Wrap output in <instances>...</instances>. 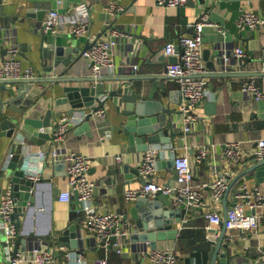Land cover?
<instances>
[{
	"label": "crops",
	"instance_id": "1",
	"mask_svg": "<svg viewBox=\"0 0 264 264\" xmlns=\"http://www.w3.org/2000/svg\"><path fill=\"white\" fill-rule=\"evenodd\" d=\"M78 1L81 0H0V61L10 55L9 47L17 46L22 63L32 65L39 78L60 75L61 68L47 69L43 48L62 45L83 49L88 38L85 35H73L69 25L57 33H44L41 26L49 9L59 8L70 12ZM85 1L90 9L91 33L107 38L109 30L106 21L110 19L125 33L118 38L112 50L115 72L111 76L135 77L131 80H106V88L123 91L142 88L148 94L161 98L164 105L178 110L175 122L177 128L183 132L175 141L149 146L162 148L155 178L159 182L176 184L175 167L169 166V161L176 154H187L192 160L194 181L206 183L202 190L206 205L187 206L175 194L168 195L173 200L172 207L179 209L172 224L176 232L173 236L158 238L157 247L173 250L176 253L174 264H208L213 241H217L225 231L223 240L228 245L222 246L225 255L220 251L216 264H225L222 263V258L225 257L230 258V262L226 264H252L264 250V202L258 210L261 214L259 224L244 232L238 228L228 230L223 222L209 228L205 212L216 209L225 216L227 208L236 200L235 193L244 183L251 187L259 185L264 188V180L257 182L256 169H248L219 200L212 199L210 186L216 170L225 172L230 182L247 170L253 164L257 140L264 137V70L261 68L264 60V24L248 26L238 22L243 11L264 12V0H187L178 6L160 4L156 0H116L125 8L115 16H111L108 11L111 0ZM207 11L212 23L204 27L202 51L207 67L204 76L210 95L193 106L198 118L191 129L185 132L182 129L181 106L186 99L181 94L179 82L172 77L155 79L148 76L165 72L167 64L176 57V54H166V43H177L181 34H194L195 21ZM221 25L226 28L225 33L220 32ZM238 44L246 51L242 57L233 54V49ZM176 46L179 50V45ZM224 50H227L228 59L222 57ZM70 53H65L64 57H68ZM50 63L51 59L48 61ZM133 64H137L136 70L133 69ZM62 66L65 64L62 63ZM72 69L77 75L88 74L83 59ZM249 81L255 82L262 89L261 98H256L251 91L242 87L243 82ZM63 84L66 83L35 84L33 90L36 91L31 92L36 94L32 104L35 109L32 116L43 117L48 109H52L51 125H54L62 113H68L69 102L58 101L62 95ZM160 84L164 86L161 87ZM12 87L9 84L8 88L13 89ZM35 88L44 92L37 93ZM3 96H7V90L0 83V98ZM98 96H104L106 116H93L90 128H80L77 125L70 128L63 145L69 150L90 156L89 176L96 183L93 192L95 207L100 211L122 212L125 217L128 214L129 218L133 200L125 198V190L142 185L143 177L135 168H139L146 150H132L127 135L118 128L124 118L121 114L124 103L108 95V92L98 93ZM21 102L16 106L22 105ZM8 111L10 114L14 113L13 110ZM11 131L10 126L2 125L0 117L1 162L7 160L12 147L14 154L23 153L27 158L29 152L48 148L53 144L52 140L38 144L24 134L11 135ZM230 141L241 143L246 153L242 162H233L225 156V146ZM203 145L208 148L207 158L197 161L196 154ZM118 155L121 159L116 158ZM15 162L19 163L17 160ZM58 163L60 164L44 163L43 174L32 190L36 202L32 203L29 212L20 216L26 242L20 244L19 251L26 252L38 245L50 246L56 254L53 264H70L71 257L68 253L71 251H82L88 264H93L94 259L100 256H106L110 264H121L125 261L151 264L149 252L152 247L147 246L148 242L131 239V232L139 230L136 225H132L133 230L128 228L120 236L121 251L112 246H104L88 230L78 198L74 195L70 200H62L59 197L69 187V176L65 165L60 161ZM12 182L10 178H0V200L11 190ZM182 208H185L184 212ZM179 216L181 218L178 220ZM1 222L0 216V229L3 230ZM73 223L77 224L80 232L77 246L59 242L58 235ZM31 230L33 235L29 234ZM9 247L12 250L14 244L11 243ZM0 264L11 263L1 260ZM20 264L36 263L23 261Z\"/></svg>",
	"mask_w": 264,
	"mask_h": 264
},
{
	"label": "built area",
	"instance_id": "2",
	"mask_svg": "<svg viewBox=\"0 0 264 264\" xmlns=\"http://www.w3.org/2000/svg\"><path fill=\"white\" fill-rule=\"evenodd\" d=\"M157 3L178 6L187 2V0H156ZM124 5L116 0H111L108 4V11L111 16H115L122 10ZM90 9L85 0L74 4L72 11L65 12L59 8H51L47 11L43 22L42 30L44 33H57L67 25L71 27V32L75 36L85 35L91 42L82 53L81 59L86 62L88 74L95 77H102L114 74L115 62L113 60V47L118 38L125 33L114 25L113 20L106 21V27L109 30L107 38H100L90 32ZM239 24L248 26H260L264 24V12L254 10L243 11L239 15ZM209 12L202 13L195 21L194 34H181L177 38V43L170 41L165 45V52L168 55L176 54L177 60L169 62L166 66V73L179 82L180 91L186 99L181 106L182 111V129L187 132L192 124L197 120L198 115L193 106L202 102L210 95L207 87V79L204 74L207 71L206 63L203 57L202 42L203 30L207 24H211ZM221 33H225L226 28L219 26ZM179 45V50L176 45ZM10 55L0 61V79L17 78H35L39 77L38 72L32 65H24L19 57V48L17 46L9 47ZM233 54L242 57L246 54L244 47L238 44L233 49ZM222 57L228 59L227 50H224ZM80 59V60H81ZM79 60V61H80ZM137 64H133V69H137ZM262 70H264V60H262ZM242 87L251 91L256 98L263 95L262 89L255 82H243ZM107 95V94H105ZM104 95V96H105ZM104 96L100 98L103 99ZM93 116L105 117V107L79 109L74 113H62L54 125H49V132L53 142L48 148H38L36 151L28 153L23 169L25 175L37 182L43 174V165L53 164L58 161L64 162L66 172L69 176V187L63 190L59 197L62 200H70L76 195L80 202L81 209L85 215V223L88 230L94 233L106 246H112L121 251L120 236L128 231L129 222L122 212L98 210L93 203V192L95 181L90 178L91 168L90 156L67 149L63 143L67 132L73 126L80 124L88 112ZM44 130V127H41ZM19 134L18 136H20ZM22 136V135H21ZM24 142V141H23ZM14 147L10 150L7 162L14 155ZM162 148L160 146H151L145 151L144 157L139 164V172L146 179V182L137 187L127 188L125 198L135 200L136 198L150 194L155 196L159 193L167 195L175 194L187 206L197 204L206 205L204 199L203 187L206 183H197L194 181V170L192 160L187 154H176L174 156V167L177 171V183L169 184L159 182L155 176L158 168V160ZM254 153L258 158L264 157V137L257 140ZM208 148L203 145L196 154V160L201 161L207 158ZM225 156L233 162H242L246 153L239 141H230L225 146ZM117 159H121L118 155ZM230 185L228 175L216 170V176L210 183L212 188V199L219 200L225 194ZM236 200L233 205L226 210V228L231 230L238 228L242 232L255 228L259 224L260 212L264 202V188L262 186H249L244 183L235 193ZM16 210V200L11 194V190L0 200V216L2 217V227L5 231L8 258L11 264H20L23 261H29L36 264H53L55 261V252L50 246L38 245L32 249L22 252L18 251L15 256H11L10 244L14 242L18 234L14 212ZM208 218V227L212 228L224 220V216L216 209H208L205 212ZM71 257L70 264H88L82 251H71L68 253ZM151 264H174L176 253L171 249L156 247L149 252ZM93 264H110L106 256H100L94 259ZM121 264H135L131 261H125ZM252 264H264V250Z\"/></svg>",
	"mask_w": 264,
	"mask_h": 264
},
{
	"label": "water",
	"instance_id": "3",
	"mask_svg": "<svg viewBox=\"0 0 264 264\" xmlns=\"http://www.w3.org/2000/svg\"><path fill=\"white\" fill-rule=\"evenodd\" d=\"M90 44L91 42L88 41L83 49L78 47L73 48L72 46L64 47L62 45L55 47L45 46L43 48L47 69L56 70L61 68L60 75L30 79H0V83L4 90H7V96L0 98V117H2V125L12 128L11 135L24 134L31 141L38 144L51 140L49 125H51L52 109H48L43 117L32 116L35 110L32 104L36 94L31 92L36 91L33 89L37 82H65L66 84L62 86V95L58 101L69 102V114L79 109L90 110L91 108L102 106L105 99L103 100L98 96V93L102 92H108V95H112L118 98L122 104L124 103L121 109V114L124 118L118 128H121L127 135V141L132 150L145 151L151 144L170 143L175 141L176 137L183 132L177 128V123L175 122L178 110H173L171 107L164 105L161 98L148 94V92L143 91L144 89L142 88L123 91L117 88L108 89L105 86L106 80H131L135 76L119 77L106 75L95 77L90 74L77 75L74 73L75 71H72V68L77 65L81 59L83 51L90 46ZM65 53H70V55L64 57ZM49 59L52 60L50 64H48ZM176 60L177 56L174 61ZM220 60L221 59H219V62ZM62 63H64L65 66H62ZM148 77L159 79L169 78L171 76H169L165 70L164 73H154ZM80 81L86 83H73ZM156 83L155 81L154 84ZM9 84L13 86V89L8 88ZM160 85L161 87L164 86V84ZM35 89H37V93L44 92V90L40 88ZM162 93H164V90H162ZM20 102L22 105L16 106V104ZM8 110H13L14 113L10 114ZM92 117L93 114L89 111L84 120L77 126L80 128H90ZM41 127H44V130H41ZM15 160L19 163L16 164ZM25 160V154L16 153L8 162L0 161V178H10L13 181L11 194L16 200L14 218L16 220L18 235L13 243L14 247L11 250L12 257L19 251L20 244L26 242V238L23 236L21 229L20 216L29 212L32 203L36 202V197L35 194H32V190L37 186V182L25 175L23 169ZM62 163L64 164V162ZM174 163L175 158H172L169 161V166H174ZM58 164L60 163L56 162V165ZM248 169H256L257 182L263 181L264 157L258 158L254 153L253 164L247 168V170H244L232 179L226 193L231 190L236 180L248 171ZM135 171L139 172V168H135ZM175 174L177 176L176 170ZM145 182L146 179L143 177L142 184ZM75 196L77 197V193ZM172 204V198L165 193H159L155 196L146 194L133 200L130 217L128 218V214L126 215L128 221L131 223H129L128 228L133 230L132 225H136L139 230L131 232V239L133 241L142 240L148 242L147 246L150 245L152 248H156L158 238H165L169 235L173 236L176 229L172 227V224L175 220V214L179 213V209L172 207ZM184 211L185 208H182V212ZM180 218L181 216L178 217V220ZM223 223L224 225L226 223V213ZM0 230V261L5 260L11 263L6 254V249L9 244L6 241L5 231L4 229ZM29 234L33 235L34 232L31 230ZM79 234L80 232L77 229V224L73 223L58 235V241L64 244L71 243L72 246H77V237ZM224 235L225 231L221 233L217 241H213L210 249L211 260L208 264H216V258L220 251L225 255L222 246H227L228 242L223 240ZM228 262H230V258H222V263L226 264Z\"/></svg>",
	"mask_w": 264,
	"mask_h": 264
}]
</instances>
